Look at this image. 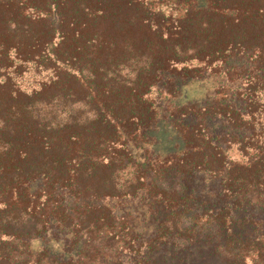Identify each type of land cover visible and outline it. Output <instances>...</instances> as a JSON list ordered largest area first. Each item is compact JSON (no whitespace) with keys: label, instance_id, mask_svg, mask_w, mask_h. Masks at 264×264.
Listing matches in <instances>:
<instances>
[{"label":"trees","instance_id":"obj_1","mask_svg":"<svg viewBox=\"0 0 264 264\" xmlns=\"http://www.w3.org/2000/svg\"><path fill=\"white\" fill-rule=\"evenodd\" d=\"M211 263L264 264V0H0V264Z\"/></svg>","mask_w":264,"mask_h":264},{"label":"rangeland","instance_id":"obj_2","mask_svg":"<svg viewBox=\"0 0 264 264\" xmlns=\"http://www.w3.org/2000/svg\"><path fill=\"white\" fill-rule=\"evenodd\" d=\"M211 84L207 83V82H198L196 84H194L193 86H189L188 89H186L190 95L191 98H200V97H204V94L207 92L209 86ZM135 177V169L134 167H128L125 171L121 172L120 175V183L122 185H125L127 183H129V181L133 180ZM205 222V221H204ZM202 223V222H201ZM205 232H203L204 234ZM231 253L226 252L224 253V255L226 257H230ZM211 264H216V263H211Z\"/></svg>","mask_w":264,"mask_h":264}]
</instances>
